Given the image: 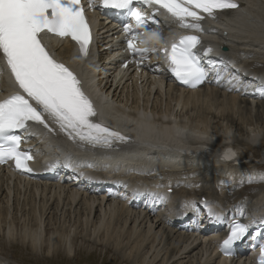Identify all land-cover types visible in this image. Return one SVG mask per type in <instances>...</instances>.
Segmentation results:
<instances>
[{"label": "bare ground", "instance_id": "6f19581e", "mask_svg": "<svg viewBox=\"0 0 264 264\" xmlns=\"http://www.w3.org/2000/svg\"><path fill=\"white\" fill-rule=\"evenodd\" d=\"M240 1L238 11H224L218 21L201 25L208 34L204 51L212 49L207 56L223 80L218 83L214 77L210 86L195 90L174 85L159 56L161 46L169 44L173 34L192 29H181L170 18L155 13L150 30L157 31L161 40H148V45L157 52L151 53L150 63L142 61L140 73L129 79L122 71L128 69L129 57L121 48L116 50L117 36L111 34L104 46L114 50L116 57L102 58L93 83L112 93L114 98L103 100L116 106L107 123L131 142L118 146L114 155L111 150H76L30 127L36 135L28 132L27 138L38 156L37 163L53 162L59 166L58 175L56 181L43 183L25 179L14 168L0 171V264H26L17 260L9 263L7 255L1 254L14 245L18 251L29 248L32 257L43 255L46 259H40L46 262L72 258L75 254L63 256L58 251L64 243L66 254H71V232L106 252L113 251V261L122 259L129 264H251L248 255L237 260L217 257L215 240L226 234L216 227L207 228V211L201 203L206 200L213 211L229 219L236 205L244 207L246 216L264 217V189L233 201L241 187H246L241 186L245 180L264 187V169L247 166L245 160L240 164L239 159L253 151L264 160V0ZM110 26L109 21L102 23L106 35ZM145 33L150 35V31ZM221 45L228 50L222 51ZM118 57L124 62L121 76ZM231 75L237 81L228 84ZM185 130L214 137L211 149L201 151L200 142ZM226 131L232 132L231 146L239 157L221 164L213 153L218 157ZM253 137L257 142H252ZM99 168L104 172H97ZM72 171L83 175L71 185ZM10 176L16 180L11 181ZM105 189L114 191L113 195ZM128 190L154 192L166 199L155 203L144 196L131 199ZM122 192L128 194L127 200L120 197ZM190 195L203 198L194 200ZM51 210L54 215L73 218V223L47 231L44 222ZM18 217L24 221L18 233L20 243L14 242ZM197 220H202V225ZM47 233L50 235L45 239Z\"/></svg>", "mask_w": 264, "mask_h": 264}, {"label": "snow or ice", "instance_id": "6c2138e0", "mask_svg": "<svg viewBox=\"0 0 264 264\" xmlns=\"http://www.w3.org/2000/svg\"><path fill=\"white\" fill-rule=\"evenodd\" d=\"M141 2L164 9L180 27L195 31L203 30L201 21L205 16L201 13L214 18L217 12L240 7L236 0H99L100 7L125 12L129 22L122 27L128 34L127 51L134 58H139L133 61L137 65L148 59L150 52H157L155 48L138 47L137 39L140 44L161 40L157 31L148 28L150 20L155 22L154 15L146 17L139 7L134 6ZM87 6L94 7L93 0H88ZM132 21L135 29L150 31L147 39L138 36ZM49 34L75 42L79 51L76 59L89 57L92 36L82 0H0V56L17 88V91L0 99V164L12 161L21 172L32 171L28 166V161L33 159L31 149H21L23 134L28 132L30 124L40 125L52 133L56 129L50 126L51 121L70 140L92 148L114 149L118 143L131 142L128 137L96 119L97 111L82 90L78 77L45 45L44 39ZM200 44L199 36L182 35L160 49L168 65L167 71L191 88L207 81L210 74L207 67H217L213 61H209L206 67L204 57L212 49L207 48L201 53L197 50ZM215 80L218 83L223 80L219 71L215 73ZM235 81L237 77L231 75L227 83ZM140 196L152 203L166 199L154 192L132 193L133 198ZM120 197L127 200L128 194L122 192ZM201 203L206 208L209 222L226 223L228 234L219 245L225 255H230L232 247L245 239L257 241L264 236V217L249 219L242 205L235 206V213L229 219L221 212L213 211L206 200ZM192 206H196L195 201ZM244 219L248 222H243ZM258 247L260 264H264V242Z\"/></svg>", "mask_w": 264, "mask_h": 264}, {"label": "rangeland", "instance_id": "374dc122", "mask_svg": "<svg viewBox=\"0 0 264 264\" xmlns=\"http://www.w3.org/2000/svg\"><path fill=\"white\" fill-rule=\"evenodd\" d=\"M209 148L211 149V147H209ZM251 153H249V155H247L244 159L240 158L238 155L237 156L239 157L241 162L245 160L246 161L245 164L247 166L252 164V165H254L255 169L260 168L263 170L264 169V160L262 159V157L259 154H254L253 151ZM256 158H257V160H256ZM233 161H230V162H233ZM244 167H246V166H244ZM98 171L104 172V170L102 168H99L97 170V172ZM107 172L109 174L110 170H108ZM263 172H264V170H263ZM254 178L255 177H253L252 179H254ZM243 183L244 184L241 186L245 185L246 187L240 186L242 188V190L240 191V193L235 194L233 201L244 198L247 195L255 194V192H257L258 189H264V187L258 186V184L260 182L246 181L245 180ZM208 186H209V184H208ZM222 195H223V193H222ZM215 196H217V195L215 194ZM189 197L191 199H194V200H199L200 198H203L200 195H190ZM215 198H218V197H215ZM54 213L55 212L53 210H51L50 214L45 219L44 227L47 229V231L48 230L51 231L53 228H56L57 226L61 227L63 223H64V226L62 228H65L67 225L69 226L73 223V218L69 219V217L59 215V213L54 215ZM71 217H73V215ZM168 217L169 216H167V218ZM48 218H49V220H48ZM19 221H20L19 224H16L17 221H15V223H14L17 226V230H15V233L17 235L20 232L19 231L20 223L21 222L24 223L22 218ZM29 225H30V221H29ZM0 226H2V225H0ZM79 230H80V228L77 230V232ZM16 234L14 237V239H15L14 242L20 243V236L19 235L17 236ZM49 235H50V233H47L45 236V239ZM70 235H71L69 237L70 238V245L72 246L71 254L70 255L66 254V252L63 248L64 243L63 244L60 243L59 248H58V251L63 256H69L70 257V256H73L75 254L74 257L67 258V260L60 259V258H54V259H50L49 261H47L48 262L47 263L46 261L41 260V259H46L45 257H42L43 255H40V257H32V255L29 254V252H30V251H28L29 248H27V250L24 248L23 250L18 251L17 247L15 245H14V247H9V248L7 247L8 249L1 251V254H3L4 257L7 255L6 257L9 258V260H8L9 263H15V260H17L19 262H25L26 264H129V263H126L125 261H123L122 259H118L116 261H113L114 257L116 256L113 251L110 250V251L106 252L105 249L102 248L101 246H99V245L95 246L91 243V241L87 242V241L83 240L82 235H74V232H71ZM6 242L8 243V240H6ZM16 252H17V254H16ZM85 252L88 253V255H86ZM19 254H20V256H19ZM4 257H2V259H4Z\"/></svg>", "mask_w": 264, "mask_h": 264}, {"label": "clouds", "instance_id": "9594fccd", "mask_svg": "<svg viewBox=\"0 0 264 264\" xmlns=\"http://www.w3.org/2000/svg\"><path fill=\"white\" fill-rule=\"evenodd\" d=\"M186 134H190L194 139L198 140L200 142L199 146L201 151L207 152L209 151V147L211 143L215 140V138L209 139L208 134L206 132H192L187 133V130H185ZM252 142H257L256 138H252ZM232 132L226 131L222 135L221 145L218 146L219 148V155L216 156V153H213L214 159H218L221 164L228 163L230 161H233L238 153L236 149H234L232 146Z\"/></svg>", "mask_w": 264, "mask_h": 264}, {"label": "water", "instance_id": "95a60500", "mask_svg": "<svg viewBox=\"0 0 264 264\" xmlns=\"http://www.w3.org/2000/svg\"><path fill=\"white\" fill-rule=\"evenodd\" d=\"M222 50H223V51H226V47H222Z\"/></svg>", "mask_w": 264, "mask_h": 264}]
</instances>
